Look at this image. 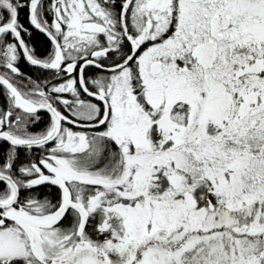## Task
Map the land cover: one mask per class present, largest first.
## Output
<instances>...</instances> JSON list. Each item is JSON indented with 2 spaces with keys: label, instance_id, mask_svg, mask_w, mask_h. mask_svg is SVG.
Masks as SVG:
<instances>
[{
  "label": "snow or ice",
  "instance_id": "6c2138e0",
  "mask_svg": "<svg viewBox=\"0 0 264 264\" xmlns=\"http://www.w3.org/2000/svg\"><path fill=\"white\" fill-rule=\"evenodd\" d=\"M0 264H264V0H0Z\"/></svg>",
  "mask_w": 264,
  "mask_h": 264
}]
</instances>
